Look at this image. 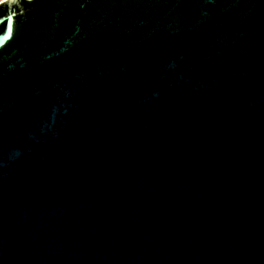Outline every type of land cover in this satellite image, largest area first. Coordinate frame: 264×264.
Returning <instances> with one entry per match:
<instances>
[{
  "label": "water",
  "instance_id": "1",
  "mask_svg": "<svg viewBox=\"0 0 264 264\" xmlns=\"http://www.w3.org/2000/svg\"><path fill=\"white\" fill-rule=\"evenodd\" d=\"M0 264H264V0H0Z\"/></svg>",
  "mask_w": 264,
  "mask_h": 264
}]
</instances>
